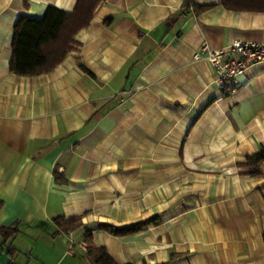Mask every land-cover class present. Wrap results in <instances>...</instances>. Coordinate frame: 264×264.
Instances as JSON below:
<instances>
[{
	"label": "crops",
	"instance_id": "crops-1",
	"mask_svg": "<svg viewBox=\"0 0 264 264\" xmlns=\"http://www.w3.org/2000/svg\"><path fill=\"white\" fill-rule=\"evenodd\" d=\"M75 1L0 0V264H95L86 232L119 264H264V163L239 166L264 146V62L226 92L193 58L202 42L264 44V12L102 0L54 69L10 71L16 20Z\"/></svg>",
	"mask_w": 264,
	"mask_h": 264
},
{
	"label": "trees",
	"instance_id": "trees-1",
	"mask_svg": "<svg viewBox=\"0 0 264 264\" xmlns=\"http://www.w3.org/2000/svg\"><path fill=\"white\" fill-rule=\"evenodd\" d=\"M220 1L225 8L230 10L264 12V0ZM101 2L102 0H76L71 11L48 5L41 17L34 18L21 15L13 26L10 71L16 75L34 76L54 69L79 44L76 40V34L90 24L94 12ZM183 6L185 10L191 8L196 14H199L211 5L199 4L194 0H183ZM259 163H264V146L248 155L244 162L239 163L240 167L247 168V171L241 173L259 174ZM1 206L2 201L0 200ZM54 222L63 232H69L82 225L79 216L68 218L58 216L54 218ZM159 223V218L153 216L144 221L123 226L100 223L97 228L114 236H126L139 232L151 224L157 225ZM1 229L6 230L8 228L2 227ZM262 239H264V234H262ZM84 242L86 244L85 252L95 264H119L112 259L104 247H98L91 242L88 232L84 235ZM175 255L171 253L170 258Z\"/></svg>",
	"mask_w": 264,
	"mask_h": 264
},
{
	"label": "built area",
	"instance_id": "built-area-1",
	"mask_svg": "<svg viewBox=\"0 0 264 264\" xmlns=\"http://www.w3.org/2000/svg\"><path fill=\"white\" fill-rule=\"evenodd\" d=\"M194 59L205 58L218 75L219 89L232 91L238 86L239 78L252 65L264 62V44L254 41L235 40L222 49H211L206 42H202L193 53ZM79 247L86 250V244ZM73 252L72 248H69Z\"/></svg>",
	"mask_w": 264,
	"mask_h": 264
}]
</instances>
